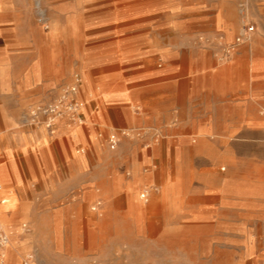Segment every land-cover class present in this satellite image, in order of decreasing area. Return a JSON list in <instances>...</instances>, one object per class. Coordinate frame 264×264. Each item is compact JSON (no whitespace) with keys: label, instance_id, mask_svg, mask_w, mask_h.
Wrapping results in <instances>:
<instances>
[{"label":"crops","instance_id":"0c3cea01","mask_svg":"<svg viewBox=\"0 0 264 264\" xmlns=\"http://www.w3.org/2000/svg\"><path fill=\"white\" fill-rule=\"evenodd\" d=\"M251 3L264 16V0ZM3 9H9L0 10L4 14L14 11L11 6ZM262 20L258 25L264 28ZM0 34L7 35H0V55L7 61L0 64V220L10 234L9 244L0 249V264H21L28 249L32 238L20 231V223L30 219L27 205H55L61 220L74 221L77 214L69 206L96 199L97 186H133L140 176L137 169L144 163L139 145L123 142L111 148L105 135L106 148L95 142L96 132L108 127H149L167 140L187 144L195 138L197 143L190 150L198 151L206 141L233 137L230 133L216 135L202 125L224 123L225 116L219 110L238 109L245 94L253 92L257 83L264 86L260 37L255 36L249 44H239L231 62L225 65L215 60L216 46L164 45L147 51V55L162 59V67L140 63L138 69L119 74L86 70L76 93L84 103L82 122L59 120L51 129L38 123L20 128L21 120L31 117L29 109L40 106L57 84L44 81L41 55L33 39L22 37L15 15H9L8 22H0ZM24 55L28 56L23 61L28 62L29 69L21 84L13 69ZM221 80L226 84L219 85ZM95 84L102 86L98 95ZM214 155L206 163L198 186L200 193L209 197L168 198L166 204L175 228L189 242L188 228L197 223V244L209 246L207 251L214 259L213 254L232 250L237 254L233 264H260L264 259V181L260 183L264 168L244 171L225 157L223 150ZM222 157L228 165L225 175L213 168ZM125 168L132 171V177L123 178ZM174 179L170 187L177 184L176 171ZM205 227L210 230L206 234L202 232Z\"/></svg>","mask_w":264,"mask_h":264},{"label":"rangeland","instance_id":"374dc122","mask_svg":"<svg viewBox=\"0 0 264 264\" xmlns=\"http://www.w3.org/2000/svg\"><path fill=\"white\" fill-rule=\"evenodd\" d=\"M9 6L14 11L0 12V22H8L9 15H15L22 37L33 39L41 55L44 81L57 84L39 105L52 99L75 75L85 80V71L92 68L99 73L119 74L138 69L140 63L162 67V59L147 55V51L164 45L216 46L215 60L225 65L238 48L226 55L225 45L232 43L245 25H253L254 30L241 44H249L257 36L262 40L261 49L264 48V28L258 25L264 16L255 10L251 0H0V10H9L3 9ZM27 58L22 56L13 69L21 84L29 69L28 62H24ZM5 62L0 55V64ZM238 71L242 81V69ZM225 81L218 84L225 85ZM263 88L257 83L253 92L244 95L238 109L219 110L225 116L224 123L202 125L216 135L230 133L233 137L206 141L198 151L190 150L197 143L195 138L187 144L167 140L149 127H108L96 132L95 142L106 148L105 137L118 129L125 132L120 135L118 146L123 142L138 144L144 158L137 169L140 176L129 188L121 184L118 188L97 186L96 199L69 206L77 214L74 221L61 220L55 205H27L30 219L20 223V231L32 240L21 264H233L236 252L224 250L213 254L214 259L207 251L209 246L197 244V223L189 226L191 236L185 242L166 203L169 197H209L200 193L198 186L206 163L218 150H223L225 157L244 171L264 168ZM94 89L98 95L102 86L95 84ZM80 96L86 101L83 91ZM35 108L29 109L30 115ZM36 124L28 117L18 126L30 128ZM82 150L86 151L85 147ZM213 168L225 175L228 165L222 157ZM175 171L177 184L170 187ZM132 175L129 168L123 170V178ZM144 189L148 190L147 200L140 196ZM2 226L6 231L3 220ZM209 231L207 227L202 230L204 234ZM6 233L10 240L9 232ZM260 264H264V259Z\"/></svg>","mask_w":264,"mask_h":264},{"label":"built area","instance_id":"2783aa9c","mask_svg":"<svg viewBox=\"0 0 264 264\" xmlns=\"http://www.w3.org/2000/svg\"><path fill=\"white\" fill-rule=\"evenodd\" d=\"M254 30L253 25H245L241 33L235 37L232 43L225 45L224 53L226 55L231 54L235 47L242 43L243 38L250 34ZM81 78L75 75L73 81L61 88V90L48 102L35 108L31 114V121L41 124L47 129H51L59 120H65L69 124H75L82 122L81 111L84 103L76 98L78 86ZM123 130H112L108 134V145L114 148L120 139V135H124ZM143 199L148 198V190L144 189L141 192ZM9 237L5 229L2 226L0 220V249H3L8 245ZM26 264V263H24Z\"/></svg>","mask_w":264,"mask_h":264},{"label":"bare ground","instance_id":"6f19581e","mask_svg":"<svg viewBox=\"0 0 264 264\" xmlns=\"http://www.w3.org/2000/svg\"><path fill=\"white\" fill-rule=\"evenodd\" d=\"M79 88V87H78ZM26 264H28V263H26Z\"/></svg>","mask_w":264,"mask_h":264}]
</instances>
